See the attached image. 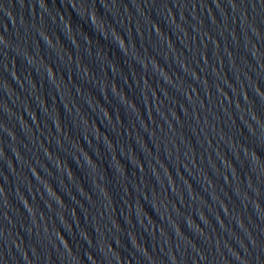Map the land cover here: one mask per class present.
Returning <instances> with one entry per match:
<instances>
[{"label": "water", "instance_id": "water-1", "mask_svg": "<svg viewBox=\"0 0 264 264\" xmlns=\"http://www.w3.org/2000/svg\"><path fill=\"white\" fill-rule=\"evenodd\" d=\"M0 264H264V0H0Z\"/></svg>", "mask_w": 264, "mask_h": 264}]
</instances>
